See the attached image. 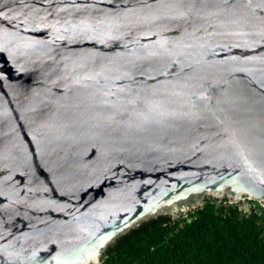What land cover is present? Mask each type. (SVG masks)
I'll return each mask as SVG.
<instances>
[{
  "label": "water",
  "instance_id": "obj_1",
  "mask_svg": "<svg viewBox=\"0 0 264 264\" xmlns=\"http://www.w3.org/2000/svg\"><path fill=\"white\" fill-rule=\"evenodd\" d=\"M208 199L264 206V0H0V264Z\"/></svg>",
  "mask_w": 264,
  "mask_h": 264
},
{
  "label": "trees",
  "instance_id": "obj_2",
  "mask_svg": "<svg viewBox=\"0 0 264 264\" xmlns=\"http://www.w3.org/2000/svg\"><path fill=\"white\" fill-rule=\"evenodd\" d=\"M210 200L191 223L169 216L144 223L110 246L102 264H264L256 221L221 218Z\"/></svg>",
  "mask_w": 264,
  "mask_h": 264
},
{
  "label": "built area",
  "instance_id": "obj_3",
  "mask_svg": "<svg viewBox=\"0 0 264 264\" xmlns=\"http://www.w3.org/2000/svg\"><path fill=\"white\" fill-rule=\"evenodd\" d=\"M210 204L214 207L215 213L221 218H228L233 215H237L241 219H254L261 232V238L264 239V206L258 202L249 199H244L239 203H219L215 200H210ZM206 205V204H205ZM205 205L195 208L186 214H183L175 223L184 225L185 223H191L198 212L202 210Z\"/></svg>",
  "mask_w": 264,
  "mask_h": 264
}]
</instances>
